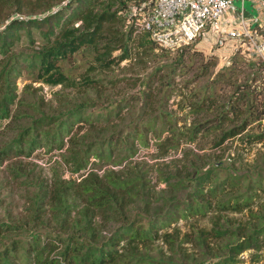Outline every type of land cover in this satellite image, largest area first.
Wrapping results in <instances>:
<instances>
[{
	"label": "trees",
	"instance_id": "16d2710c",
	"mask_svg": "<svg viewBox=\"0 0 264 264\" xmlns=\"http://www.w3.org/2000/svg\"><path fill=\"white\" fill-rule=\"evenodd\" d=\"M139 1L101 0L96 4L95 0H0V119L9 116V105L16 99L14 79L20 74L21 67L34 73L33 78L37 81L67 85L70 79L62 71L59 61L68 58L80 47L94 49V60L97 62L94 67L101 69L130 57L131 41L134 39L131 34L134 31L138 33L136 44L142 45L146 39L149 47L162 48L148 37L145 30H135L134 24L127 21L125 9L130 3ZM36 8L37 11H32ZM115 20L119 21L121 28L109 25ZM42 24L47 26L40 31L44 39L39 45L26 51L14 52L11 49L20 39L21 31L30 41V27ZM198 39L204 38L197 37L174 50H183ZM116 49L119 52L112 54ZM155 69L141 84L139 115L147 113L152 100L151 78ZM92 81L93 78L82 75L79 83ZM129 100L119 109L122 105L126 106ZM94 105L84 100L65 111L39 114L0 148V162L11 152L17 156H28L40 146L47 150L64 148V152L60 153L63 163L70 174L78 175L61 178L54 172L48 183H34L36 190L25 208L29 210L26 216L31 213L30 216L20 221L0 222V264H198L200 259L194 255L187 256L182 243H190L199 253L217 256L218 259L213 261L215 264H235L241 261L237 254L250 248L253 249L250 261L258 260V250L264 239V202H257L254 209L251 205L252 196L264 192L262 166V171L256 170L254 176H248L246 171L220 174L218 165L199 170L188 164L184 168L190 166V173L183 170L185 173L181 174L178 168L166 175L160 172L158 178L165 182V188L157 190L149 182L150 167L132 158L136 151L133 138H140L134 124L127 136L116 133L115 138L110 133L102 139H89L87 128L78 132L82 122H91L92 118L85 111ZM262 108L250 111L241 122L223 129L213 145L240 134L250 122L262 121L264 101ZM119 109L115 111L116 116ZM226 115H222V119L231 121L233 116L228 118ZM158 116L163 118L164 126V112ZM73 123H76L77 129L71 131ZM191 125L181 131L170 126L168 130L171 133L167 139L178 135L193 140L204 123ZM88 127L91 129L93 123ZM145 135L139 140L143 145L147 144ZM153 135L158 137V134ZM263 136L264 129L257 133L245 132L241 139L246 144L259 141ZM128 138L131 139L129 143L126 142ZM121 141L125 143L122 145ZM120 147L122 153L118 155L116 149ZM90 157L110 159L111 165L123 164L118 168L105 166L98 171L88 166ZM21 170L24 171V168H16L14 177H26V172ZM243 178L246 180L244 184ZM23 181L32 183L26 178ZM181 188L187 189L182 197H174L173 193L164 195L165 190ZM136 203L139 204L135 213L132 210ZM243 210L246 211V218L228 226L220 225L218 219L208 229L199 228L191 232H180L175 225L160 229V226H169L177 217L206 215L210 211L214 216H222L223 211ZM47 220L52 223L50 230L28 229L31 223L35 227L44 225ZM157 240L176 253L178 259L154 258L148 254L149 245Z\"/></svg>",
	"mask_w": 264,
	"mask_h": 264
},
{
	"label": "rangeland",
	"instance_id": "374dc122",
	"mask_svg": "<svg viewBox=\"0 0 264 264\" xmlns=\"http://www.w3.org/2000/svg\"><path fill=\"white\" fill-rule=\"evenodd\" d=\"M101 0H95L99 3ZM129 2L131 0H125ZM115 5V4H114ZM113 5V6H114ZM34 9L32 11H37ZM25 11V10H24ZM110 26L121 28L119 21L109 23ZM46 24L40 27L31 26L32 40L21 31L20 39L12 45L14 52L29 50L41 43L44 39L40 31L46 28ZM125 28V27H124ZM135 32V33H134ZM131 41V55L122 59L110 67L101 69L94 67L95 51L92 47L83 46L73 52L68 58L59 61L62 71L68 75L70 81L64 84H46L33 78L31 73L21 67L20 74L15 77L16 99L12 102L9 116L0 119V148L4 147L18 133L22 126L30 124L31 119L39 114L56 113L65 111L78 101L93 102L95 105L87 109L91 122H82L78 132L87 128L90 131L89 139H102L116 133L126 134L134 124L139 130L140 138L134 137L133 144L136 151L133 159L143 161L150 167L148 177L155 189H164L165 182L161 181L158 174L173 173L177 168L181 174L190 173L184 165H193L199 170L209 165H218L220 174L230 172L254 176L256 170L264 168V136L259 141L244 143L241 139L245 132L257 133L264 129L263 119L255 120L245 126L240 134L224 139L220 144L213 145L223 129L242 121L251 111L263 110L264 101V67L257 57L248 56L241 46L227 41L220 46H215L208 39H198L183 50H166L157 46L149 47V42L144 39L142 45L136 44L137 31H134ZM137 39V40H136ZM116 49L112 54L118 53ZM151 83L152 100L147 106V113L139 115L142 96L141 84L153 71ZM82 75L93 78L89 83H79ZM76 82V84L70 82ZM130 99L128 104H124ZM200 105L201 108H196ZM118 115L115 111L118 110ZM239 111L237 114L236 112ZM166 116L165 125L163 118L156 117L159 113ZM109 113V118L105 119ZM230 119H222V115ZM102 118V119H100ZM204 123L194 136L188 140L182 136L174 135L167 139L173 126L175 130L190 128L192 123ZM93 123L91 129L89 124ZM163 126V127H162ZM165 128L164 130H159ZM77 129L73 123L71 131ZM158 134V137L153 134ZM92 134V135H90ZM146 134V135H145ZM147 138V144L143 145L139 140L143 136ZM66 137H64V140ZM176 139V140H175ZM128 138L126 142H130ZM161 142H160V141ZM175 140V141H174ZM179 140V141H178ZM160 142V143H159ZM125 142L121 141L120 144ZM122 147L117 148L118 155L122 153ZM64 148H51L44 146L35 148L30 155H16L13 152L0 162V222H15L27 219L28 209H25L31 201V196L36 190L35 182L48 183L54 172L61 178L78 176L71 173L61 159L60 153ZM113 154H116L115 152ZM110 159L90 157L88 166L98 171L105 166L120 167L121 164L111 165ZM254 165L256 168H253ZM263 168H262V167ZM16 168H24L27 176L14 177ZM24 178L31 180L28 185L23 183ZM242 179V184L245 183ZM35 183V184H34ZM243 187V185H242ZM187 189L169 191L166 196L174 194V197H182ZM251 191V190H250ZM252 208H256L257 202H264V192L252 196ZM138 204L132 212L138 211ZM157 204V203H156ZM141 213V212H140ZM246 211H223L221 215H193L187 218L177 217L169 226H160V229L177 226L180 232L194 231L199 228L208 229L219 219L220 225L235 224L237 220L246 218ZM52 223L46 221L44 225L29 224L30 230H50ZM6 241V239H4ZM216 241V240H215ZM225 241V239H224ZM187 256L194 255L200 259L198 264H215L217 256L199 253L196 247L190 243H182ZM253 249H244L237 254L241 261L235 264H264V239L258 250V260L250 261V252ZM147 253L154 258L178 259L166 244L159 240L149 245ZM232 264V263H228Z\"/></svg>",
	"mask_w": 264,
	"mask_h": 264
},
{
	"label": "built area",
	"instance_id": "2783aa9c",
	"mask_svg": "<svg viewBox=\"0 0 264 264\" xmlns=\"http://www.w3.org/2000/svg\"><path fill=\"white\" fill-rule=\"evenodd\" d=\"M124 12L135 30H145L162 48L174 50L197 37L217 46L231 41L264 67V0H140Z\"/></svg>",
	"mask_w": 264,
	"mask_h": 264
},
{
	"label": "crops",
	"instance_id": "0c3cea01",
	"mask_svg": "<svg viewBox=\"0 0 264 264\" xmlns=\"http://www.w3.org/2000/svg\"><path fill=\"white\" fill-rule=\"evenodd\" d=\"M238 5L236 4V7H237ZM244 9H245V13L247 14V15H251L252 14V10H251V8H250V6H249V4L247 3V2H245L244 3Z\"/></svg>",
	"mask_w": 264,
	"mask_h": 264
}]
</instances>
